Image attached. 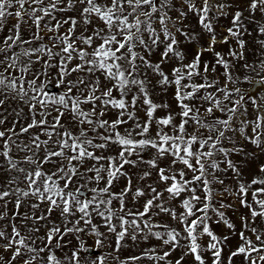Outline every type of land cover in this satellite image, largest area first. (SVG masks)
Masks as SVG:
<instances>
[{
	"label": "snow or ice",
	"instance_id": "1",
	"mask_svg": "<svg viewBox=\"0 0 264 264\" xmlns=\"http://www.w3.org/2000/svg\"><path fill=\"white\" fill-rule=\"evenodd\" d=\"M5 30L0 109L19 110L11 125L0 112V264H264V162L248 173L264 156V115L247 119L241 89L229 87L244 52L216 51L230 40L244 49V36L264 49V0H0ZM181 37L206 44L188 59ZM206 52L214 65L202 64ZM216 66L223 86L208 75ZM244 67L264 73V58ZM240 138L256 149L243 165L232 159ZM225 195L246 210L239 229ZM69 235L77 244L65 251ZM126 238L159 243L122 260Z\"/></svg>",
	"mask_w": 264,
	"mask_h": 264
},
{
	"label": "rangeland",
	"instance_id": "2",
	"mask_svg": "<svg viewBox=\"0 0 264 264\" xmlns=\"http://www.w3.org/2000/svg\"><path fill=\"white\" fill-rule=\"evenodd\" d=\"M13 23H15V21L10 18L8 21V25L11 26V24ZM186 23L192 26L194 34H198L200 32L199 26L196 24V21L194 19L189 20ZM221 24L224 26H228L229 19L226 18V19L221 20ZM251 27H254V26H250V28ZM217 31L218 33L223 32L224 29L218 28ZM5 34H6V30L4 32H0V37L4 36ZM44 34L47 35V33H44ZM243 39L246 41V44H245L244 49L242 50L236 45L234 40H230L229 44L217 43L216 51L221 52L225 56L226 59H228L227 52H228L229 47L234 48L237 52H240V51L244 52V59L232 60V64L234 65V67L232 68V75L237 78V82L235 85H229V87L241 89V94L244 95L245 97V99L242 101V104H243V108L247 110L246 118L254 119L255 116L258 114L264 115V89L259 88L254 95L246 97V88H248L251 85L252 80H261L262 78H264V73L257 74L256 72H252L250 68H245L244 65L247 62L249 65L255 64L258 66L260 59L264 58V49L261 48L257 40L253 38V36H244ZM180 41H181L180 48L182 50H185V54L188 57V59H191L192 54L195 53L197 50H199L201 44H206V41L204 40H199V42L197 40H193L189 42L188 40H185L182 37L180 38ZM205 62H208L214 65V58L212 56V53L206 52L204 54V56L202 57V64ZM34 70L36 71L42 70V65L37 64ZM223 71L224 70L222 67L216 66L215 73L210 72L208 75L211 79L217 80L220 86H223L225 83ZM70 78H74V76ZM54 85H55V81L53 80V86ZM49 92L56 93L57 89L55 88L54 91H49ZM154 99L156 100L157 103L167 101L168 103L173 105V111H177V109L175 108V104L171 100L170 96L161 97L157 95L154 97ZM232 99L233 100L239 99V96L236 94H233ZM14 108L19 110L18 106L15 103H10L9 105H7L6 111H4L3 109H0V112H3L4 115L8 116V125H11V123L14 120H16V117L13 113ZM26 112H27V109L25 108L24 113ZM164 114L165 112L163 110H160L157 112L158 116H162ZM140 116L143 117V112L140 113ZM111 118H114V117H111ZM26 119H27V116L22 114L20 117L19 123L23 124ZM65 122L67 123V121ZM237 122H239V120ZM237 142L239 144L244 145V151L239 154H234L232 159L234 160V162H237L243 165L244 161H251V157L246 155V153H251L253 151H256V149L254 145L246 144V142L243 141L242 138L238 139ZM260 162H264V156H261L259 161H256L254 163L250 162L248 164V173H255L257 171V165ZM129 171L133 172L135 170L129 169ZM248 173H246V178H248ZM223 179L225 180V183L228 187L231 188L234 186V179L230 173L223 174ZM133 180L137 184V186H139L141 183H145V182L139 181L136 176H133ZM0 181L4 183H6L7 181V177L2 172H0ZM125 182H126L125 178H121L117 180L115 182V188L113 189V191H119L120 188L123 187ZM146 183H151V180L146 181ZM216 187L217 189L222 190L220 185H217ZM217 198L219 199V195ZM224 202L226 204L231 203L233 207L231 209L229 208L222 209V211L225 212V215L236 225V228L239 229L241 226L239 217L242 214L246 213V210L239 206V203L235 197L225 195ZM44 207L45 206L42 205L41 209H43ZM9 208H12V205H9ZM21 211L27 212V211H30V209L27 206H24L22 207ZM57 216H58L57 212L54 211L52 214V219L56 220ZM93 222L98 225L101 231H106V229L103 226V221L99 217H94ZM162 222H169L172 225H175V221H171L170 218L167 216L162 217ZM4 223L6 222H0V227H3ZM211 227L213 231H215L218 235H223L224 233L228 231V229H226L223 226V224H220L219 226H217L215 223H212ZM64 243L66 245L65 251H67L71 249L74 245H76L77 241L72 235H69L68 237H66ZM87 243L88 245H93L94 238L88 237ZM158 243L159 242L155 241L154 238L151 239L150 241H144L143 239H140L138 241H132L130 238H126V241L124 242V247L121 249V252H120V258L123 260L132 255H139L146 247L156 246ZM234 245H235V238L232 241V246ZM107 250H108V247L106 244L105 248L100 251H107ZM225 252H227V249H225ZM179 255H180V250H177L175 253H173V260L178 258ZM108 264H112V261L109 260ZM139 264H149V262L142 261V262H139ZM236 264H239V260L236 261Z\"/></svg>",
	"mask_w": 264,
	"mask_h": 264
},
{
	"label": "water",
	"instance_id": "3",
	"mask_svg": "<svg viewBox=\"0 0 264 264\" xmlns=\"http://www.w3.org/2000/svg\"><path fill=\"white\" fill-rule=\"evenodd\" d=\"M253 81H255V83H253ZM259 81L260 80H252L251 81V85L248 88H246V97L254 95L259 88L264 89V85L259 83ZM54 90H55L54 86H52L48 89V91H54Z\"/></svg>",
	"mask_w": 264,
	"mask_h": 264
}]
</instances>
